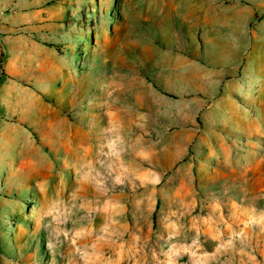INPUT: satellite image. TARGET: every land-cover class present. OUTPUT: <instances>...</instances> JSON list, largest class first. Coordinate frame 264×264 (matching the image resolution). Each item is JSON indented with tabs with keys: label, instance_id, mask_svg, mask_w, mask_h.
Segmentation results:
<instances>
[{
	"label": "rangeland",
	"instance_id": "374dc122",
	"mask_svg": "<svg viewBox=\"0 0 264 264\" xmlns=\"http://www.w3.org/2000/svg\"><path fill=\"white\" fill-rule=\"evenodd\" d=\"M0 264H264V0H0Z\"/></svg>",
	"mask_w": 264,
	"mask_h": 264
}]
</instances>
